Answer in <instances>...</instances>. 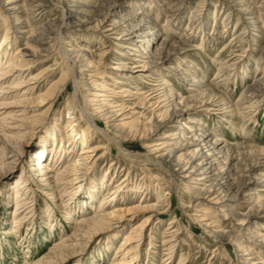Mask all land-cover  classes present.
Masks as SVG:
<instances>
[{
    "label": "rangeland",
    "instance_id": "rangeland-1",
    "mask_svg": "<svg viewBox=\"0 0 264 264\" xmlns=\"http://www.w3.org/2000/svg\"><path fill=\"white\" fill-rule=\"evenodd\" d=\"M44 1L46 10L41 14L42 22L43 25L46 24V29H49L44 35V43L51 53L48 60L31 69L28 77L39 76L45 67L55 62L65 68L66 65L61 63L59 54L68 49V44L74 43L76 50L83 49L94 55L106 52L100 62L103 69H97L106 73V76L103 75V85L112 87L113 80L121 83L115 86L116 92L141 89L156 101H164V94L169 90L173 91L175 97L178 96L177 102L192 98L201 91L207 92L203 99L210 102L211 105H207L210 111L194 108L185 112V115L182 113L184 127L201 129L210 136V143L219 141L228 146L253 147L255 151L246 155L243 154L242 148L233 150L235 159L231 163L226 154L220 155L216 161L218 163L215 164L216 174L229 171L228 183L238 184V175L248 170H251L252 180L240 190L241 200L236 202H240L238 207H242L238 210L236 207V212L232 215L224 210L220 213L210 210L211 203L207 197L206 200L195 201L198 192L209 186L214 179L204 182L203 186L194 184L193 186L199 187L200 190H192L190 193L186 192L189 184L179 182L175 193L161 197V194H157L156 186L167 185L170 180L165 168L149 163L146 151L140 143L118 142L121 145L118 146L114 141H108L106 135L112 136L113 132L106 130L107 127L100 121L99 129H103V133L92 128L88 133V146L98 149L96 156L104 153V157L98 160L93 171L78 170L76 174H72L67 170L64 176H68V179L77 178L80 183L75 186L69 184L63 189L64 185H60L62 182L57 181L55 175L63 174L64 168L79 155L80 148L68 149L63 158L65 162L63 160L60 164L53 154L49 153L53 147H56L53 148L54 152L58 151L59 141L52 146V140H48L45 161L37 158H33L34 162L29 161L30 154L41 146L39 135L45 127L58 122V130L64 133L67 131L64 118L67 100L75 105L74 112L79 117V110L85 108L87 101L92 99L87 76L82 73L78 64H74L70 73L74 74L78 90L75 89L74 82L69 81L66 85L64 81L66 90L57 92L59 100L53 101L43 120L40 123L32 122L26 137L21 138L20 146L24 151L17 164L9 167L8 174H0V264H115L124 253L119 249L126 236L149 216L152 217L142 227L138 264H178L181 260L182 264H246L240 257L239 245H248L252 240L248 237L257 241L264 238V218L253 216V220L244 224L240 232L235 227L239 222L238 216L249 213L250 206L264 203V60L259 61L264 49V0H244L249 4L251 11L247 14L238 11L239 8L229 0H183L179 8L169 6V0L115 1L118 17L135 14L137 17L131 21L132 24L137 25L141 21L151 24V34L143 38L138 50L146 56V60L153 62L158 55L166 58V55L172 52L169 47L176 46V50L167 57L163 67L150 65L142 78L133 74H130V78L123 77L122 73L127 71L120 69L112 71L111 68L121 65L132 67L137 53L133 48L127 53L119 49V45L125 43L126 39L115 40V36H119L118 33L105 38L101 31L99 33L93 29V25L100 20L112 0ZM57 1L73 4L74 7L71 10L65 8L63 11L54 5ZM162 2L166 6L161 7ZM1 7L0 1V55H4L7 50L11 57L16 49L23 48L24 42L19 34L22 30H16L9 25H15L14 20H17L18 16L22 20L25 19L27 14H19L21 12L17 11L19 13L6 15L1 11ZM63 13L74 19L69 26L59 28ZM259 16L262 17L259 18L261 22L256 27H251L253 18ZM8 27L9 34L6 35ZM245 28H249L252 35L242 37L241 33ZM64 33L67 36H64ZM89 37L94 41L85 45L84 40ZM4 40L6 42L3 44ZM128 53L134 56L130 57ZM3 66L4 64H0V68ZM59 70L41 75L40 83L35 85L33 98L45 95L47 87L60 80L62 83L57 84V88H61L59 85L63 84V79H67L70 74L67 73L62 79L63 72ZM99 77L102 76L96 77V80ZM167 83L169 88L165 87ZM23 91L25 90H18L15 95L14 91L8 90V93L2 96L0 104L4 109H0V117L18 114L19 108L13 106ZM211 96L215 97L210 100ZM193 104L195 103L189 101L187 105ZM139 106L138 104V108ZM47 107L48 105L38 107L35 113H41ZM139 112L150 118L147 109H140ZM174 125L166 129V133L179 131V125ZM84 126L82 123V128ZM7 127L0 126V168L7 163L6 158L9 157H1L4 149L10 144L4 132ZM93 130L96 132H92ZM64 146L66 149V142ZM35 161L40 162L37 169L42 172L45 165H51L53 171L48 176L49 179L34 175L36 166L31 164H35ZM41 162H44L42 166ZM55 162L57 164H54ZM30 167L31 170L27 171ZM151 175L157 176V180L153 181ZM19 179L25 183L19 195L25 194V198L19 196L20 202L16 204V183ZM89 179L93 180V184L89 186L94 190L91 199H87L85 193L92 190L83 187ZM124 179L127 188L123 193H119V185ZM48 182L52 183L53 190H50L51 186L45 185ZM78 186L83 188L74 195ZM142 186L146 188L147 194L143 193ZM234 188L237 189L235 186ZM113 190L117 193L111 195ZM163 198L165 200L160 201ZM120 209L137 211L134 213V220L130 223L110 221V227L105 230L86 231L81 230L84 228L81 226V231L77 232L75 228L83 219L112 212L119 215ZM207 211L208 218L202 217ZM223 213H227L226 219H223ZM129 216H126V220ZM249 218H252V215H249ZM209 227L216 232H232L235 236L231 240L227 237L219 239L209 231ZM73 233L76 236L75 242L66 243L68 247L60 245L63 240L72 237Z\"/></svg>",
    "mask_w": 264,
    "mask_h": 264
},
{
    "label": "bare ground",
    "instance_id": "bare-ground-1",
    "mask_svg": "<svg viewBox=\"0 0 264 264\" xmlns=\"http://www.w3.org/2000/svg\"><path fill=\"white\" fill-rule=\"evenodd\" d=\"M0 1L2 2L1 11L3 13H6V15L10 13H15L17 11L21 12V13L17 12L19 14H24V15L27 14L25 16V19L22 20L21 17L18 16L17 20H14L15 25L13 24L9 25L11 28H14L16 30L19 29L22 30L21 32H19V34L21 35V37H23L22 38V41L24 42L23 48L21 50L16 49L14 55L11 57L7 53V50L4 51V55L3 54L0 55V64H4V66L0 68V99L2 98L3 95H6L8 93L7 92L8 90L14 91L15 95H17L16 91L21 89L25 90L17 98V101L14 103L15 105L13 106L19 108V110L17 111L18 114H16L15 116L0 117V126L3 125H5L6 127L8 126L7 128H5L4 132L6 134V138L10 142L8 146L9 148L4 147L5 152L1 154L2 155L1 157H7V156L9 157L6 158L7 163L0 168V174L2 175L8 174V172L10 171L9 167L15 166L17 164L24 151L22 146H20L21 138L26 137V134L31 129V125H33L32 122L40 123V121L43 120V117H45L46 113L49 112V108L51 107L52 102L55 100L56 101L59 100L57 92L64 89L66 90V85H68L69 81L74 82V74L70 72L72 71V66L74 64H78L79 69L81 68L80 70L82 71V73L85 74V76H87L89 80L88 90L92 92L91 95L92 99L87 101L88 103H86L85 108L83 107L82 109L79 110L78 112L79 117L74 112L75 105L73 103H70L69 100H67L65 104L67 109L64 115V118L67 123V128H66L67 131L65 133L60 132L56 126L58 122L55 123L54 125H49V127L47 128L45 127L44 130L39 135V142L41 146L30 154V161H29L30 163L34 162L33 158H37L38 160L45 159L46 153L48 151V146H47L48 140H52L51 142L52 146L56 145V143L59 141L58 151L54 152L53 148L56 147H53L51 148V152L49 153H52L53 157L57 160V163L59 162L60 164L63 163L64 160L63 158L65 157V154L68 153L67 151L68 149L74 150V148L78 147L80 148V153L77 156V158L73 159L71 161V164H69L64 168V170L62 171L63 174L58 173L57 175H55V177H57L56 178L57 181H59L60 183L62 182V184L60 185H64L63 189H65L69 184L71 186H75L79 184L80 182L77 178L68 179V176L66 177L64 175L66 174L67 170H70L72 174L74 173L76 174L78 170L93 171L95 169V166L97 165L98 160L104 157V153H102L99 156H96L98 149L88 146L90 144L88 133L92 128L95 129L96 131H100L101 133H103V129L101 128L99 129V127H101L100 121H102L107 127L106 130H110L111 132H113L112 136L106 135L108 141L112 140L118 146H121L120 142L126 143L127 141L140 143L143 149L146 151L145 155L149 163L159 168H165L166 172L170 175V180L167 185L161 184V186H156L157 187L156 189H158L157 194L158 195L161 194V197H165V195H170L171 193H175L176 187L179 182L188 183L189 186H187L186 192L190 193L192 190H197V191L200 190L199 187L193 186L194 184H199L200 186H203L204 182L207 183L214 179L213 182H211V184L209 183L210 184L209 186L204 187L203 190H200L198 192L197 196L195 197V201L200 199L206 200L207 197L208 201L211 203L210 210L212 209L213 212L217 211L219 213L222 212V210H224L225 212H228L230 215L235 214L236 207L237 210L238 208L242 207V206L238 207L240 205V202H236V201L241 200L240 190L246 187L250 183V180H252L250 179L251 170L240 173V175H238L239 176L238 184L234 185L228 183L229 171H227L226 173L221 172V174L215 173V167H216L215 164L218 163V162L216 163V161L219 160L220 155L226 154V157L229 159L231 163L232 160L235 159L234 156L232 155L234 154L233 150L237 151V149L239 150L240 148H242L243 154L246 155V153L250 154V152H253L254 150L253 147L250 146L239 147L240 145L228 146L219 141H214L210 143V136L207 135L205 132H203L201 129H197V128H195L194 130L189 129L188 127L187 128L184 127L182 123L183 120L182 113H184L185 115V112H188L191 109L205 108L206 112L210 111L209 107L207 106L210 104V102H208V100L203 99L207 92L199 91L200 93H198L196 96H192L193 99L192 98L185 99V101L183 100L182 102H177L179 99L178 96L175 97L174 96L175 94L173 95V91H169V90H166L168 92L164 94L165 96L164 101H156L155 98L150 97L149 96L150 94H146L142 92L141 89H135V90L125 89L124 91L116 92L115 86L120 85L121 83L117 80H113L112 87L103 85L102 84L104 83L102 82L103 75L106 76V73L105 71L99 72V70L97 69L99 67L103 69V65L100 64V62L102 61L106 52H102L94 55L83 49L76 50L77 47H75L74 43L68 44V49H66L65 52H61V54H59L61 63L66 65L65 68H61L62 65L59 64L58 62H55L51 66L45 67L39 76L28 77L29 73L31 72V69L35 65H39L43 61L48 60L51 53L49 48L45 47V43H44V35L46 33V30H49L46 29L47 27L45 23L43 25L42 16H41L42 12L46 10L45 1L44 0H0ZM115 1L117 0H112V3L110 5H107L105 13L104 12H103L104 14L102 13L103 15L101 16L100 20L95 25H93V29L98 32L101 31L103 37L105 38L111 36L112 34L118 33L119 36H115L116 37L115 40L120 41L121 39L124 38L126 39L125 43L119 45V49L126 51L127 53L130 51L129 49L133 48L135 49V52L137 54H135L134 56V54L128 53L130 57L134 56L135 58L134 65L132 67H128L127 65H123V66L121 65L118 66L117 68H111V70L113 71L120 69L123 71H127L125 74L122 73L123 77L126 76L130 78L132 77L131 75L133 74L136 75L137 77L142 78V76L145 74V72L147 71L150 65L156 64L155 65L156 67L158 66L163 67L165 60H167V57L171 56V53L174 50H176L175 48L176 46L173 45L169 47L170 50H172V52H169L170 54L166 55L167 56L166 58H163L162 56L158 55L157 57H155V60L153 62L146 60V56L138 52V50L140 45L142 44L143 38L146 35L151 34L150 33L152 30L150 26L151 24L150 23L144 24V21L137 23V25L132 24L131 21L137 17L135 14H130V15L128 14L129 16L126 15L127 17L126 16L118 17L116 13L117 6L114 3ZM169 1H170L168 2L169 6L173 5L176 8L182 6V2H183V0H169ZM229 2H231L235 7L239 8L238 11L243 12L244 14L251 12L249 10V4L244 0H229ZM54 5H57L62 10L65 8L67 10H71L74 7L73 4L71 5L68 4L67 2L62 3L60 1L54 2ZM164 6H166V4L162 2L161 7ZM63 14L66 15L65 13ZM64 15H61L62 19L59 22L58 25L59 28L69 26L71 21H73L74 19L68 14L66 16ZM30 16L31 18H29ZM259 18L262 17L259 16L258 18L257 17L253 18L251 22L252 23L251 27L254 28L256 27V25H258V23L261 22ZM20 20L21 22H19ZM10 27H8L6 35L9 34L8 30ZM249 30H250L249 28L243 29V32L241 33L242 37H244L245 35L248 36L252 35ZM64 36H67V34L64 33ZM5 39H7V37ZM93 41H94L93 38L89 37L86 40H84V43L85 45H88L91 44ZM5 42L6 40L3 41V44ZM7 45H9V43ZM161 49L163 50V47ZM262 50L263 52L262 55H260L259 57V61L264 60V49ZM56 70L63 72L61 74L62 79L66 76L67 73L70 74V76L67 79L66 78L63 79V84L59 85V87L61 88H57V84L62 83V80L47 87V89L45 90L46 91L45 95H38L35 98H33L35 85L40 83V80L42 78L41 75H44L45 73L47 74L48 72H55ZM98 76H102V77H99L96 80V77ZM64 81L66 85L64 84ZM74 85H75V89L78 90V86L76 82H74ZM166 85L165 87L168 88L170 87L169 83H167ZM253 89H255V87ZM215 96H211L209 99L211 100ZM189 101H192L195 104L187 105ZM138 104L140 105L139 106L140 108H138ZM45 105H48L45 111L41 113H35L36 112L35 110L38 109V107H42ZM2 108L4 109L2 104H0V109ZM138 109L139 110L147 109L150 113V118H146L141 112H139ZM0 111L2 112V110ZM1 114L2 113H0V116ZM7 121L10 123H8ZM82 123H84L85 125L83 128H82ZM174 124L179 125L178 126L179 131L166 133V129L175 126ZM95 130H93L92 132H96ZM195 131L198 133H196ZM117 139L120 140L117 141ZM64 141L67 143L66 149L64 146L65 144ZM43 163L44 162H41V166L43 165ZM57 163L55 162L54 164ZM31 165L36 166L34 169V171H36V173L34 174L36 177H45L49 179L48 176L52 174L53 170L50 164L44 166L45 169L44 172H42V170L40 171L37 169V166L40 165V162L35 161V164H31ZM30 170L31 167L27 169V171ZM150 177L152 178L153 181L157 180V176L151 175ZM51 184L52 183L48 182L45 185L51 186ZM92 184H93V180L89 179L87 183L84 184L83 187L89 188V186H91ZM126 184H127L126 179H124L123 182L120 183L119 185V187L121 188V191L118 190L119 193H123V190L127 188ZM234 186L237 187V189H235ZM16 187H18V190L16 191L15 200H16V204H18L20 202V199H18V197L25 195V194L19 195L21 190L23 191L25 187V183L21 182L19 179V181H17L16 183ZM83 187L78 186L76 188L77 190L75 189L76 191L74 192V195L78 194ZM143 187L144 186L141 187L144 190L143 193L147 194L145 193L147 191L146 188ZM57 188H59V186ZM53 189L54 187L51 186L50 190ZM90 190L92 191L85 193L87 199L93 198L92 193L94 192V190L93 189ZM115 193L117 192L113 190L111 195ZM164 200L165 198H163L160 201L163 202ZM228 200L229 202H226ZM111 201H113V199H111ZM230 202L231 204H229ZM103 205L104 204H101V206ZM160 207L162 208V206ZM151 210L152 208L149 209V211ZM100 211L101 210L99 209L98 212ZM135 212L137 211H133L132 209H128V210L120 209L119 215H115V213L113 212L109 214H105L103 216L96 215L88 219H83L79 224H77L75 228L77 232H79L80 230L79 227L81 226L84 227L81 230L84 229L86 231H90L92 229L105 230L110 227L109 222L113 220H116V222L127 221L128 223H130L135 218L134 216L136 215L134 214ZM249 213L245 214L244 216H238L239 222L235 224L236 230L238 232L241 231V228L244 224H247L250 222V220L251 221L253 220V216L257 218H264V203L255 204L252 207L250 206ZM208 214L209 212L207 211L206 213H203L202 217L208 218L209 216ZM226 215L227 213H223L224 216L223 219H226L227 217ZM249 215H252V218H249ZM126 216H129L130 218L126 220ZM151 217L149 216L147 219H144V221L138 226H136L132 232H129V234L126 236L119 249L120 252L121 251L124 252L122 253V258L115 264H138L137 263L139 260L138 246L142 233V227L150 220ZM86 231H84L85 234H87ZM209 231H211L212 234H214L219 239H222L223 237L224 238L227 237V239L231 240L232 237L235 236L232 232H228V231L226 232L223 230L216 232L210 229V227H209ZM246 235L250 236L249 234ZM75 237L76 236L73 233L72 237H70L67 240L65 239V241L63 240L62 241L63 243L61 242L60 245L68 247L69 245H65V244L66 243L70 244L72 241L75 242L76 240ZM248 238L252 239V240L248 239L250 240V242H248L249 243L248 245L244 246L238 244L239 246H241L239 248L241 253L240 257L243 258L242 260H244L246 264H258L257 261L259 260L261 261V263L259 264H264V258L261 257L264 256V249H263L264 238L259 241L251 237ZM236 242L237 241L235 240V243ZM130 257L131 259H129ZM182 261L183 260H181L178 264H182Z\"/></svg>",
    "mask_w": 264,
    "mask_h": 264
}]
</instances>
